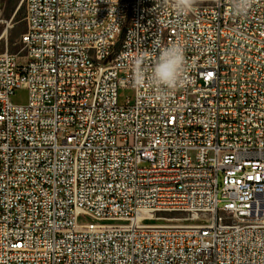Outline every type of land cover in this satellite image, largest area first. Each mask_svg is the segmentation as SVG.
I'll return each mask as SVG.
<instances>
[{
	"label": "built area",
	"instance_id": "1",
	"mask_svg": "<svg viewBox=\"0 0 264 264\" xmlns=\"http://www.w3.org/2000/svg\"><path fill=\"white\" fill-rule=\"evenodd\" d=\"M21 4L25 54H0V264H264V0ZM171 43L188 71L161 103L133 69Z\"/></svg>",
	"mask_w": 264,
	"mask_h": 264
},
{
	"label": "clouds",
	"instance_id": "2",
	"mask_svg": "<svg viewBox=\"0 0 264 264\" xmlns=\"http://www.w3.org/2000/svg\"><path fill=\"white\" fill-rule=\"evenodd\" d=\"M197 0H172V8L177 17L187 16L195 11ZM232 10L236 15H244L250 9L253 0H231ZM185 49L181 43L163 46L154 62L148 67L137 58L133 69L136 87L151 89L154 98L164 103L171 92L178 90L185 83L187 75Z\"/></svg>",
	"mask_w": 264,
	"mask_h": 264
},
{
	"label": "rangeland",
	"instance_id": "3",
	"mask_svg": "<svg viewBox=\"0 0 264 264\" xmlns=\"http://www.w3.org/2000/svg\"><path fill=\"white\" fill-rule=\"evenodd\" d=\"M213 1V0H212ZM22 0H2L3 12L0 22V54L8 53L18 57H22L25 51L22 49L21 36L26 31V24L23 21L25 14V6L21 4ZM211 1H198V4H207ZM21 6L23 8L22 20L17 22L15 11ZM23 61V60H20ZM130 94L129 92H121L120 99ZM14 105H25L27 103V92L19 90L12 98ZM168 217V215L166 216Z\"/></svg>",
	"mask_w": 264,
	"mask_h": 264
},
{
	"label": "bare ground",
	"instance_id": "4",
	"mask_svg": "<svg viewBox=\"0 0 264 264\" xmlns=\"http://www.w3.org/2000/svg\"><path fill=\"white\" fill-rule=\"evenodd\" d=\"M198 1H212V0H198ZM36 129H47V122H36Z\"/></svg>",
	"mask_w": 264,
	"mask_h": 264
},
{
	"label": "trees",
	"instance_id": "5",
	"mask_svg": "<svg viewBox=\"0 0 264 264\" xmlns=\"http://www.w3.org/2000/svg\"><path fill=\"white\" fill-rule=\"evenodd\" d=\"M22 13H23V8L20 7V9L16 13V21L19 22L22 20Z\"/></svg>",
	"mask_w": 264,
	"mask_h": 264
},
{
	"label": "water",
	"instance_id": "6",
	"mask_svg": "<svg viewBox=\"0 0 264 264\" xmlns=\"http://www.w3.org/2000/svg\"><path fill=\"white\" fill-rule=\"evenodd\" d=\"M20 7H21V6H19V7L17 8V10L15 11V15H16L17 11L20 9Z\"/></svg>",
	"mask_w": 264,
	"mask_h": 264
}]
</instances>
